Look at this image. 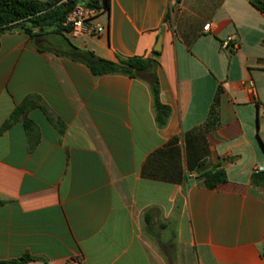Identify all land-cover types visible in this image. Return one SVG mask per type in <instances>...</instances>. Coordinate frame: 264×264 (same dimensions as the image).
<instances>
[{"label":"crops","instance_id":"0c3cea01","mask_svg":"<svg viewBox=\"0 0 264 264\" xmlns=\"http://www.w3.org/2000/svg\"><path fill=\"white\" fill-rule=\"evenodd\" d=\"M253 1L111 0L90 22L99 35H1L0 263L264 264V187L252 183L264 167V13ZM74 48L156 66L95 77ZM154 78L171 109L163 128ZM220 163L228 180L209 190L203 176Z\"/></svg>","mask_w":264,"mask_h":264},{"label":"trees","instance_id":"16d2710c","mask_svg":"<svg viewBox=\"0 0 264 264\" xmlns=\"http://www.w3.org/2000/svg\"><path fill=\"white\" fill-rule=\"evenodd\" d=\"M252 4L264 13L263 1L254 0ZM78 5H91L97 10L109 11L111 0H0V37L4 33L14 30L23 31L31 36L44 30H53L58 33L71 32V28L64 26V22ZM74 50L73 59L84 63L95 77L121 74L136 78L140 73L156 66L154 61L140 57L120 59L116 63L99 58L90 51H82L76 48ZM151 89L156 110V121L163 128L168 123L171 109L160 102L156 78L151 82ZM31 99L32 97L29 98V102ZM24 110L25 106L18 108L4 125V128L15 122ZM25 125L30 131L32 123L26 121ZM227 180V172L223 163L218 164L203 176L204 186L209 190L216 189ZM252 183L255 186L264 187V172L255 173L252 177ZM29 261H33V258L27 256L20 260L1 262L0 264H23Z\"/></svg>","mask_w":264,"mask_h":264},{"label":"built area","instance_id":"2783aa9c","mask_svg":"<svg viewBox=\"0 0 264 264\" xmlns=\"http://www.w3.org/2000/svg\"><path fill=\"white\" fill-rule=\"evenodd\" d=\"M98 10L88 9L86 5H78L73 12H71L66 21L64 22V26L71 28V31L74 34H78L82 31H87L91 34H101L105 32V27L100 25H95L90 23L98 14ZM89 23L91 26L88 27ZM210 28V24H207L204 29L207 31ZM264 167H259L256 172H263Z\"/></svg>","mask_w":264,"mask_h":264},{"label":"water","instance_id":"95a60500","mask_svg":"<svg viewBox=\"0 0 264 264\" xmlns=\"http://www.w3.org/2000/svg\"><path fill=\"white\" fill-rule=\"evenodd\" d=\"M174 1H178V0H174ZM87 8L91 9V10H96V8L94 6H91V5H87ZM160 44H161V40H159L158 45L155 48L156 51H160Z\"/></svg>","mask_w":264,"mask_h":264}]
</instances>
